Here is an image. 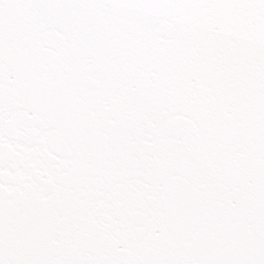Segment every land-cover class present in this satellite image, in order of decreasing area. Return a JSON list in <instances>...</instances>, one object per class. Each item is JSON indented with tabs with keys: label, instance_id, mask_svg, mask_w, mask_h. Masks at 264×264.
I'll return each instance as SVG.
<instances>
[{
	"label": "snow or ice",
	"instance_id": "snow-or-ice-1",
	"mask_svg": "<svg viewBox=\"0 0 264 264\" xmlns=\"http://www.w3.org/2000/svg\"><path fill=\"white\" fill-rule=\"evenodd\" d=\"M0 264H264V0H0Z\"/></svg>",
	"mask_w": 264,
	"mask_h": 264
}]
</instances>
